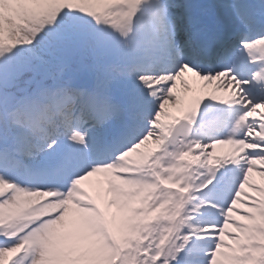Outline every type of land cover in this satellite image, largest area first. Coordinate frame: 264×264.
<instances>
[{"label":"snow or ice","instance_id":"6c2138e0","mask_svg":"<svg viewBox=\"0 0 264 264\" xmlns=\"http://www.w3.org/2000/svg\"><path fill=\"white\" fill-rule=\"evenodd\" d=\"M254 172L264 0H0V264H264Z\"/></svg>","mask_w":264,"mask_h":264},{"label":"bare ground","instance_id":"6f19581e","mask_svg":"<svg viewBox=\"0 0 264 264\" xmlns=\"http://www.w3.org/2000/svg\"><path fill=\"white\" fill-rule=\"evenodd\" d=\"M187 78L189 79V82L193 85V89H194V91H190L187 94L188 97H191L193 95L203 96V97H207L211 95L227 97L231 93L232 88L234 87V85H232L231 83L225 85V83L222 80L220 81L214 80L213 83H211V85L206 84L205 86L204 81H200L198 77H193L192 74H187ZM218 90H226V92L224 94H219ZM169 107H171V105H169ZM150 146L154 147V145H150ZM228 147L229 146L227 145H217L216 153L220 154L221 152L227 150ZM253 176L256 178H259L258 174L253 175ZM95 180H96V177L89 178V180L84 182V185L86 187H91L92 183H94Z\"/></svg>","mask_w":264,"mask_h":264},{"label":"rangeland","instance_id":"374dc122","mask_svg":"<svg viewBox=\"0 0 264 264\" xmlns=\"http://www.w3.org/2000/svg\"><path fill=\"white\" fill-rule=\"evenodd\" d=\"M253 175H256V173H253ZM254 180H256V181H258V182H261V181H264V178H261L260 176H259V178H256V177H252Z\"/></svg>","mask_w":264,"mask_h":264}]
</instances>
